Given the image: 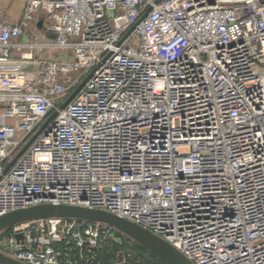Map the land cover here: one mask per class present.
<instances>
[{"label": "built area", "instance_id": "built-area-1", "mask_svg": "<svg viewBox=\"0 0 264 264\" xmlns=\"http://www.w3.org/2000/svg\"><path fill=\"white\" fill-rule=\"evenodd\" d=\"M41 204L126 219L190 264H264V0H26L1 18L0 216ZM123 235L50 218L0 251L100 264Z\"/></svg>", "mask_w": 264, "mask_h": 264}, {"label": "water", "instance_id": "water-1", "mask_svg": "<svg viewBox=\"0 0 264 264\" xmlns=\"http://www.w3.org/2000/svg\"><path fill=\"white\" fill-rule=\"evenodd\" d=\"M81 87L82 85L68 98L61 109H63L69 102L72 101ZM56 115L57 114L54 113L51 116V119ZM37 135L21 150L17 158L20 157L28 149ZM11 165L6 168V172L10 169ZM50 218H71L104 223L128 236L136 243L151 252L159 260L167 264H190L189 260L184 257L176 248H174L171 244L156 236L149 230H146L133 222L115 216L111 213L78 206L41 204L29 208L15 210L13 212L0 216V233L19 224ZM21 238L22 236L19 235L18 239ZM0 264L23 263H20L8 257L0 251Z\"/></svg>", "mask_w": 264, "mask_h": 264}, {"label": "rangeland", "instance_id": "rangeland-1", "mask_svg": "<svg viewBox=\"0 0 264 264\" xmlns=\"http://www.w3.org/2000/svg\"><path fill=\"white\" fill-rule=\"evenodd\" d=\"M119 255L122 256L121 263ZM154 260L156 257L151 252L126 235L108 243L99 256L100 264H145Z\"/></svg>", "mask_w": 264, "mask_h": 264}, {"label": "crops", "instance_id": "crops-1", "mask_svg": "<svg viewBox=\"0 0 264 264\" xmlns=\"http://www.w3.org/2000/svg\"><path fill=\"white\" fill-rule=\"evenodd\" d=\"M26 0H0V19H5L11 23H18L23 15ZM32 29L27 30L23 39L31 36Z\"/></svg>", "mask_w": 264, "mask_h": 264}, {"label": "trees", "instance_id": "trees-1", "mask_svg": "<svg viewBox=\"0 0 264 264\" xmlns=\"http://www.w3.org/2000/svg\"><path fill=\"white\" fill-rule=\"evenodd\" d=\"M156 259H158L157 257H156ZM159 260V259H158Z\"/></svg>", "mask_w": 264, "mask_h": 264}]
</instances>
